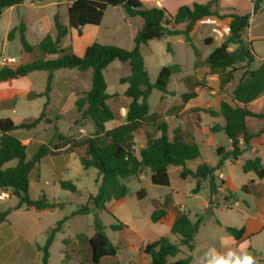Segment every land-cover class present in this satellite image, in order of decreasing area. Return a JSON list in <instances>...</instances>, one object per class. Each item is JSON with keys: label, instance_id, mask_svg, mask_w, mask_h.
<instances>
[{"label": "rangeland", "instance_id": "1", "mask_svg": "<svg viewBox=\"0 0 264 264\" xmlns=\"http://www.w3.org/2000/svg\"><path fill=\"white\" fill-rule=\"evenodd\" d=\"M191 1L195 0H167L164 5L170 14L175 15L179 5L191 6L193 4ZM196 1L207 4L210 0ZM257 2L258 0H219L217 10L221 16L249 15V25L243 32L242 39L247 46L252 48L255 55V62L251 65L235 67L232 72L233 80L225 87H221L218 75L210 73L205 60L229 37L230 33L227 34L225 28L229 26L230 18L214 17L197 23L191 38L198 49V55L186 43L184 35L151 41L141 49L152 83L156 82L163 67L173 65L181 67V72L172 77L168 85V93L163 94L154 90L148 104L151 114H166L173 111L171 114L175 113L180 116L167 119L170 138L176 129L182 128L186 131L188 139H194L200 146L201 157L187 165L190 169H196L202 163L215 166L220 160L217 154L219 148L225 152L232 150L231 142L223 132L211 131L216 125H224V119L212 118L204 111H218L222 101L235 105L233 90L239 81L246 78L250 71L259 69L264 63V0H261L255 8ZM70 5L71 0H63L61 3L56 0H44L43 2L28 0L23 5L4 10L0 17V68L10 62L19 65L38 60L37 45L47 34L56 37L54 17L57 14L61 22L68 25ZM153 7H155L154 2L144 4L146 9ZM21 23L25 24L27 41L34 48L31 54L24 53L21 35L18 32L14 40L8 39L11 30L19 27ZM142 24L141 19L130 18L122 7H109L105 11L100 26H86L82 29V36H79L76 30H71L69 36L62 40L61 47L71 50L80 57L84 56L85 49L94 43L132 50L135 46V37L142 28ZM178 29L184 30L185 25L178 26ZM207 40L211 41L210 45L206 44ZM234 49H236L234 45L229 47L230 51ZM130 74L129 63H122L118 60L104 71L108 85L107 92L114 95L108 104L120 115L119 121L107 125L109 129L126 121L127 111L123 107H125V102H131V99L123 97L128 85L121 84L120 80ZM189 76L203 79L204 86L197 88L195 91L197 97L185 104L182 96L189 92V89L184 83V78ZM54 77L47 107L46 97L32 100L28 97V92L39 94L45 91L47 72H34L6 85L0 84V119L11 118L19 125L37 119L42 112H45V118L51 121V123L42 121L30 131H20L21 135L25 136L23 143L28 147L27 159H31L42 144L53 146L59 143L55 139V127L66 138L75 140L91 136L96 131L92 121L83 120L75 106L76 100L82 98L83 94L91 88V72L61 69L55 71ZM14 96H17L15 102L13 101ZM248 108L254 113H264V99ZM261 131L263 132L260 133ZM250 132L264 136V121L251 126ZM258 143L259 138L252 141L253 145H258ZM145 145L146 135L140 132L135 138L136 152H139V148ZM240 148L242 150L246 148L242 139ZM257 157L262 159L264 165V146L253 150L250 144L238 160L229 159L225 162L222 169L215 175L218 186H221L223 180L226 185L219 190L216 205L210 207L208 181L203 183L198 194H193L196 183L192 179L186 181L180 179L181 169L170 168V187L155 186L151 181L150 170L145 169L138 177H131L124 181L129 189L128 195L121 201L111 202L108 211H94L88 216H76L65 222L64 229L55 235L54 243L50 248L49 264H62L66 251L74 259L72 264H81V258L76 254L78 244L76 236L85 234L90 238L95 234L94 227L97 221L105 228L104 232L113 245L118 247L117 256L120 264H151V257L142 252L147 244L163 236L170 237L173 242L178 241L176 236L170 234L168 225L153 223L151 220L155 210L153 201L163 202L169 195L172 196L176 206L188 213L193 222L203 218L199 233L195 237L193 264H201L205 253L210 249L226 253L229 249L238 248L241 244H244L247 251L257 258L259 264H264L262 261L264 258V195L262 198L257 197L251 190L252 181H255L257 185L259 182L255 173H244L243 171L245 162ZM17 164L18 161H12L5 168L15 167ZM61 181L72 182L77 187L78 193L72 194L61 189L59 185ZM100 181L98 170L94 168L85 170L76 154H61L45 158L30 174L29 196L32 200H38L45 195L51 202L65 203V208L55 209L52 212L34 209L27 211L25 208L13 210L7 217V225L0 226V264H17L16 257L22 254L24 249H26L25 252L29 251V257L37 260L35 264L38 261L42 264L43 252L39 251L38 247H44L50 231L59 221L70 216L79 207L86 205L91 207L90 196L97 194ZM246 186L249 188L248 192L244 189ZM262 186L264 187V180ZM226 188H229L233 195L229 202L225 200V196L228 195ZM143 190L147 195L144 199H140L139 193ZM261 191L262 189L258 192ZM17 202L16 197L10 196L0 204V207H10ZM118 222L127 225L130 230L113 231L111 226ZM225 227L246 228L248 234L238 244L226 232ZM186 253L187 250L183 248V254L175 259H169L168 264H173L183 258ZM8 258H12L9 263Z\"/></svg>", "mask_w": 264, "mask_h": 264}, {"label": "trees", "instance_id": "2", "mask_svg": "<svg viewBox=\"0 0 264 264\" xmlns=\"http://www.w3.org/2000/svg\"><path fill=\"white\" fill-rule=\"evenodd\" d=\"M26 1L28 0H0V17L4 10L23 5ZM33 1L43 2L44 0ZM62 1L56 0L58 3ZM259 3L261 0H258L255 8ZM218 5L219 0H210L207 4L195 2L191 6H181L177 13L172 15L164 7L155 6L146 9L140 0H71V5L68 7V25L61 22L58 14L54 17L56 37L47 34L40 40L36 47L39 55L38 60L19 65L10 62L0 68V84L27 77L34 72H47L45 91L39 94L34 92L28 94L29 100L46 97V107L50 100L55 71L73 69L80 72H91V88L83 94L82 98L76 100L75 106L83 120L92 121L96 129L93 135L75 140L66 138L55 127V139L59 143L53 146L42 144L38 152L31 159H27L28 147L23 143L25 136H22L20 131L35 129L42 121L51 123L49 119L45 118V112H42L39 118L19 125L11 118L0 119V191L11 193L18 200L15 207L0 213V224L7 221V217L13 210L21 208H25L27 211L34 209L51 212L55 209L63 210L65 208V203L51 202L45 195L38 200H32L29 196L30 174L47 157L76 154L85 170L97 169L101 177L97 194L90 196L91 207L89 205L79 207L70 216L59 221L50 231L46 244L40 248L43 252V264H49L50 248L54 243L55 235L62 231L65 222L76 216H88L94 211H108L107 204L121 201L128 195L129 189L124 181L131 177H138L145 169L150 170L152 183L161 187H170L169 170L171 167L181 169L180 179L184 181L192 179L196 183L192 191L193 194H198L203 183L208 181L210 190L208 204L209 207L216 205L219 190L226 185L224 180L221 182V186L217 185L216 172L222 169L227 160H238L249 148L251 142L260 137V133L263 132L252 134L250 127L264 121V113H254L238 104L248 106L264 95V63L259 69L250 71L246 78L239 81L233 90L235 105L222 101L218 111H204L212 118L224 119L223 126L216 125L211 131L214 133L223 132L231 141L232 150L225 152L219 148L217 154L220 160L215 166L202 163L196 169H190L187 165L201 157L200 146L194 139H188L186 131L182 128L176 129L170 138L167 119L172 116L178 118L180 116L175 113L171 114L173 111L166 114H151L148 104L154 90L163 94L168 93V85L172 77L181 72V67L179 65L163 67L156 82L152 83L141 49L151 41L184 35L186 43L198 55V49L191 38L197 23L214 17L218 19L230 18L229 37L205 60V65L209 68L210 73L218 75L221 87H225L233 80L232 72L235 67L251 65L255 62V55L252 48L247 46L242 39V34L249 25V15L221 16L217 10ZM109 7H122L130 18L142 20V28L135 37V46L132 50L94 43L87 48L84 56L80 57L71 50L61 47L62 40L69 36L71 30H76L79 36H82L84 27L100 26L105 11ZM180 25H185V29L179 30L178 26ZM17 32L21 35L24 53L31 54L34 48L27 41V28L24 23L12 29L8 39L14 40ZM206 44L210 45L211 41L207 40ZM231 45L236 46V49L230 51ZM117 60L129 63L131 67L130 76L120 80L121 84L128 85L123 97L131 99V102H125V107H123L127 111L125 123L109 129L107 125L119 121L120 115L108 104L114 95L107 92L108 85L104 71ZM184 83L189 92L185 93L182 99L187 104L197 97L195 91L204 86V81L195 76H189L184 78ZM16 100L17 96H14L13 101ZM140 132H144L146 135V145L140 147L139 152H136L135 138ZM241 139L246 147L244 150L240 148ZM12 161H18V164L15 167L5 168ZM243 171L244 173H255L259 182L257 185L252 181L251 190L257 197L262 198L264 195L262 159L257 157L247 160ZM59 185L61 189L72 194L78 193L77 187L70 181H61ZM244 189L249 191L247 186ZM260 189L262 191L258 192ZM225 191L228 193L225 200L229 202L233 198L232 192L229 188H226ZM139 194L140 199H144L147 195L144 190ZM153 205L155 210L151 216L152 222L168 225L170 234L176 236L178 241L173 242L170 237L163 236L147 244L142 252L151 257V264H168L169 259H175L183 254V248H185L186 255L173 264H193L195 237L199 233L203 218L193 222L188 213L175 205L171 195L167 196L163 202L154 200ZM94 228L95 234L91 238L85 234L76 236L78 242L76 254L81 258V264H104L105 260V264H120L117 256L118 247L114 246L107 237L104 232L105 228L99 221L96 222ZM111 229L115 232L130 230L127 225L121 222L111 226ZM225 230L238 244L248 234L246 228L225 227ZM71 258L69 252L66 251L62 264H70Z\"/></svg>", "mask_w": 264, "mask_h": 264}, {"label": "clouds", "instance_id": "3", "mask_svg": "<svg viewBox=\"0 0 264 264\" xmlns=\"http://www.w3.org/2000/svg\"><path fill=\"white\" fill-rule=\"evenodd\" d=\"M201 264H259V261L252 253L247 251L244 244H241L238 248L229 249L226 253L210 249L205 253Z\"/></svg>", "mask_w": 264, "mask_h": 264}, {"label": "crops", "instance_id": "4", "mask_svg": "<svg viewBox=\"0 0 264 264\" xmlns=\"http://www.w3.org/2000/svg\"><path fill=\"white\" fill-rule=\"evenodd\" d=\"M140 1H142L143 2V4H145V3H149V2H154L155 3V6H159V7H164V8H166L167 9V7L164 5V3L167 1V0H140ZM192 3H195V2H197L196 0L195 1H191ZM198 3V2H197ZM181 6H184V5H179L178 6V9H177V11L179 10V8L181 7ZM85 28V27H84ZM83 28V29H84ZM83 31V30H82ZM88 48V47H87ZM87 48L85 49V52H86V50H87ZM7 83H5V84H2V85H6ZM71 84H74V82H71ZM23 90H25V89H23ZM27 91H29V89H26ZM28 94H29V92H28ZM263 99H264V95L262 96V97H260L258 100H256V101H254L253 103H251V104H249L248 106H244V105H242V104H238L240 107H247V109H249L248 107L250 106V105H252V104H254V103H256V102H260V101H263ZM251 111V110H250ZM223 126V125H222ZM259 138V143H258V145L257 144H255V145H253L252 144V142H251V145L253 146V150H256V148L257 147H261V146H264L263 144H264V136H260V137H258ZM256 139V138H255ZM231 142V141H230ZM255 182V181H254ZM1 194H2V191H0V204H2L3 202H5L7 199H9V197L10 196H13L11 193H8V195H9V197H7V198H2L1 197ZM17 205V203L16 204H14V205H12V206H10V207H0V213H3V212H5V211H7V210H9L10 208H13V207H15ZM109 205H110V203L109 204H107V209H109ZM7 222H8V219H7V221H5V222H3V223H1L0 224V226H2L3 224H5V225H7ZM64 229V227L62 228V230ZM94 235H92V236H90V238L91 237H93ZM233 239V238H232ZM40 248L41 247H38V250L39 251H41L40 250ZM26 251V249H24V251H23V253L22 254H20L18 257H16V260H17V264H35L36 263V261L37 260H35V259H33V258H31V257H29L28 256V254H29V251L28 252H25ZM14 258V257H13ZM50 258V257H49ZM65 258V257H64ZM64 258L62 259V262L61 263H63V260H64ZM10 259H12V258H8L7 259V262L9 263L10 262ZM42 260H43V257H42ZM73 257L71 258V261H70V264H72V262H73ZM43 262V261H42ZM37 264H40L39 263V261H38V263ZM43 264V263H42Z\"/></svg>", "mask_w": 264, "mask_h": 264}, {"label": "built area", "instance_id": "5", "mask_svg": "<svg viewBox=\"0 0 264 264\" xmlns=\"http://www.w3.org/2000/svg\"><path fill=\"white\" fill-rule=\"evenodd\" d=\"M225 31L227 32V34H229V33H230V27L227 26V27L225 28ZM1 197H2V198H6V197H9V195H8V193H6V192H2Z\"/></svg>", "mask_w": 264, "mask_h": 264}]
</instances>
